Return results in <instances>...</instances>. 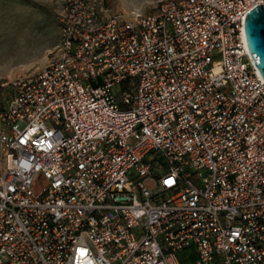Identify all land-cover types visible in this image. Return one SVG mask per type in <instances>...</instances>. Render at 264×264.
<instances>
[{
  "label": "built area",
  "instance_id": "obj_1",
  "mask_svg": "<svg viewBox=\"0 0 264 264\" xmlns=\"http://www.w3.org/2000/svg\"><path fill=\"white\" fill-rule=\"evenodd\" d=\"M61 1L44 68L2 85L0 264H264V78L244 36L264 0Z\"/></svg>",
  "mask_w": 264,
  "mask_h": 264
},
{
  "label": "rangeland",
  "instance_id": "obj_2",
  "mask_svg": "<svg viewBox=\"0 0 264 264\" xmlns=\"http://www.w3.org/2000/svg\"><path fill=\"white\" fill-rule=\"evenodd\" d=\"M160 1L108 0V4L126 16L131 12L148 13ZM61 12V0H0V110L10 96L3 84L46 65L49 52L59 40ZM42 183L35 178L33 190L40 191Z\"/></svg>",
  "mask_w": 264,
  "mask_h": 264
},
{
  "label": "water",
  "instance_id": "obj_3",
  "mask_svg": "<svg viewBox=\"0 0 264 264\" xmlns=\"http://www.w3.org/2000/svg\"><path fill=\"white\" fill-rule=\"evenodd\" d=\"M246 45L257 69L264 78V7L258 5L247 13L244 21Z\"/></svg>",
  "mask_w": 264,
  "mask_h": 264
},
{
  "label": "trees",
  "instance_id": "obj_4",
  "mask_svg": "<svg viewBox=\"0 0 264 264\" xmlns=\"http://www.w3.org/2000/svg\"><path fill=\"white\" fill-rule=\"evenodd\" d=\"M189 252V253H188ZM185 254V255H184ZM187 254V255H186ZM179 262L181 264H191L194 260V256L190 253V251L185 250L178 255Z\"/></svg>",
  "mask_w": 264,
  "mask_h": 264
},
{
  "label": "snow or ice",
  "instance_id": "obj_5",
  "mask_svg": "<svg viewBox=\"0 0 264 264\" xmlns=\"http://www.w3.org/2000/svg\"><path fill=\"white\" fill-rule=\"evenodd\" d=\"M171 182H172V181L169 180V181H167L166 183H171Z\"/></svg>",
  "mask_w": 264,
  "mask_h": 264
}]
</instances>
